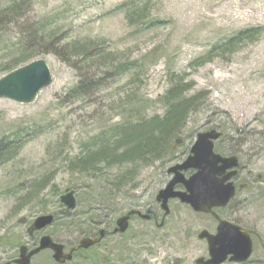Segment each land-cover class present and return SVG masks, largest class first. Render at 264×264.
I'll use <instances>...</instances> for the list:
<instances>
[{
    "label": "rangeland",
    "instance_id": "rangeland-1",
    "mask_svg": "<svg viewBox=\"0 0 264 264\" xmlns=\"http://www.w3.org/2000/svg\"><path fill=\"white\" fill-rule=\"evenodd\" d=\"M34 14L54 17L61 47L87 44L100 65L128 69L107 77L98 67L84 68L80 58L42 54L32 61H47L51 85L32 104L0 98V138L21 131L26 142L0 167V264L18 259L23 245L38 246L43 236L69 252L100 230L108 232L102 243L66 264L208 259V243L199 234H216L217 222L178 200L165 216L157 196L172 179L169 169L187 159L199 134L212 130L223 135L216 153L240 161L235 182L252 188L238 216L233 209L223 215L254 230L258 237L246 264H264V0H37ZM249 29L259 32L208 56ZM86 76L102 78L101 86L75 95L72 89ZM175 84L186 87L188 97L199 95L201 104L182 128L174 155L97 172L72 168L94 137L127 121L162 116L161 98ZM130 170L131 178L119 184ZM70 191L77 202L73 223L63 218L61 203ZM131 211L151 212L156 221L134 217L126 234L114 235L117 220ZM44 215L60 219L31 238L29 227ZM91 218L98 223L91 225ZM32 264L57 263L53 252L44 251Z\"/></svg>",
    "mask_w": 264,
    "mask_h": 264
},
{
    "label": "trees",
    "instance_id": "trees-1",
    "mask_svg": "<svg viewBox=\"0 0 264 264\" xmlns=\"http://www.w3.org/2000/svg\"><path fill=\"white\" fill-rule=\"evenodd\" d=\"M36 3L37 0H0V76L48 53L64 61L80 58L79 62L84 68L92 70L98 67L107 72V77L110 72L112 76H116L128 69V67L113 69L110 65H100L87 44L81 46L70 44L61 47V41L58 39L60 36L56 32L57 21L48 15H35ZM10 32L12 37L9 36ZM256 32L258 33L259 29L240 32L222 45L213 48L208 56L237 47L246 40L254 38ZM101 83L102 78L86 76L84 81L72 89V92L75 95H81L83 92H89L90 88L100 87ZM187 90L186 87L175 84L166 92L161 98L165 107L162 116L152 117L149 120L142 117L137 121H127L111 131L94 137L83 153L74 158L72 168L80 172H97L102 171L101 168L148 164L174 155L178 150L176 145L182 128L201 104L200 96L188 97ZM20 132L17 131L14 136L0 138V167L14 159L25 146L26 142L19 134ZM126 174L128 177L121 174L119 184L123 185L127 178H131V170ZM70 214V212H64L63 218L71 221L74 215ZM59 219L56 217L55 222ZM90 223L94 225L98 222L91 218ZM96 247L75 253L74 258Z\"/></svg>",
    "mask_w": 264,
    "mask_h": 264
},
{
    "label": "water",
    "instance_id": "water-1",
    "mask_svg": "<svg viewBox=\"0 0 264 264\" xmlns=\"http://www.w3.org/2000/svg\"><path fill=\"white\" fill-rule=\"evenodd\" d=\"M52 80V71L47 61L36 60L0 79V98L19 104H32L38 94L51 85ZM221 137L222 134L216 130L199 134L187 160L169 169L168 173L174 177L157 196L165 216L170 215L169 202L178 199L195 213L212 215L219 221L216 234L208 231L200 233L199 239L208 243L209 258H200L196 264H225L228 260L231 263L246 264L254 251L250 231L220 219L214 212L215 209L226 207L236 196V188L231 180L238 174L239 168L238 158H224L215 153V142ZM190 170L196 173L187 178L184 172ZM177 186H182L184 190L177 191ZM61 203L68 210L76 209L74 191L63 195ZM133 216L150 220L149 214L131 211L117 221L114 233L125 234ZM54 221L53 215L38 217L28 230L29 236L33 237L36 232L52 226ZM105 237L106 231L100 230L97 238H85L78 247L67 253L64 245L54 242L49 236H43L37 247L30 249L22 246L19 258L7 264H32V259L44 251L53 252L56 263L66 264L73 260L74 253L100 244Z\"/></svg>",
    "mask_w": 264,
    "mask_h": 264
},
{
    "label": "flooded vegetation",
    "instance_id": "flooded-vegetation-1",
    "mask_svg": "<svg viewBox=\"0 0 264 264\" xmlns=\"http://www.w3.org/2000/svg\"><path fill=\"white\" fill-rule=\"evenodd\" d=\"M192 174H193L192 172H186V173H185V175H186L187 178L191 177ZM238 176H239V172H238V174H237V175L233 178V180H232V183H233V185H234L235 188H236V196H235V198L232 199V200L230 201V203H229L226 207H224V208H220V209L216 210V212L218 213L219 217H220L222 220H226V221H228V222H230V223L235 224L236 226H240V227H243V228L249 230V231L251 232L252 239H253V237L257 236V234L254 232V230H252V229L250 228V226H247V225L243 224L242 221H238V222H237V221H230L229 219H227V218L223 215V213H225V212H230L231 209H233V211H234L233 214H235L236 216H238V214L241 213V211L244 209L245 205H246L247 203H249V196H250V195H248V194L251 192L252 188L250 187V185H239L237 182H235V179H236ZM170 181H171V180H170ZM176 189H177V190H182L183 187H182V186H177ZM238 196H240V197L244 196V197L242 198V199H244V200H240V199H238ZM234 202H236V204H235V207L232 208ZM148 212H149V211H148ZM148 214L150 215V220H146L147 222H151V221H153V220L156 218V217L154 216L153 213L149 212ZM132 218H134V217H132ZM214 220L217 222V225H218V222H219V221H218L217 219H214ZM155 221H156V219H155ZM257 237H258V236H257ZM262 245H263V248H264V243H263V242H262Z\"/></svg>",
    "mask_w": 264,
    "mask_h": 264
}]
</instances>
